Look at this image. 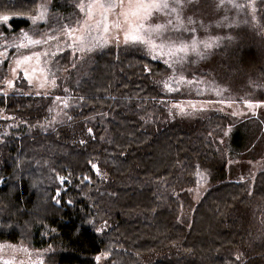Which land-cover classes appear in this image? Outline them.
I'll return each instance as SVG.
<instances>
[{
  "label": "trees",
  "instance_id": "16d2710c",
  "mask_svg": "<svg viewBox=\"0 0 264 264\" xmlns=\"http://www.w3.org/2000/svg\"><path fill=\"white\" fill-rule=\"evenodd\" d=\"M80 1L47 0L45 19L36 26L28 17L42 0H0V17H10L0 21V34L57 32L75 21ZM182 7L199 35L220 37L219 44L191 62L196 73L213 78L233 95L264 100V90L253 83L255 73L264 72V36L228 1L189 0ZM109 51L71 71L67 90L61 93L68 95L70 104L54 126L25 125L2 135L0 241L36 249L52 246L47 264H144L135 253L177 243L185 253L146 264H264V170L257 172L252 188L240 179L249 161L264 154V122L257 117L234 122L226 115L171 120L168 96L156 82L171 69L135 52ZM124 59L128 67H121ZM129 61L138 64L136 69ZM116 72L121 77L113 82ZM106 97L118 101L107 102ZM1 98L0 94V112L13 110L32 122L44 119L43 98ZM36 107L40 109L34 114ZM228 126L232 136L231 129L221 145L217 137ZM202 177L209 187L196 200L193 191ZM52 208L54 215L47 213ZM126 251L134 255L129 256L132 260L126 259Z\"/></svg>",
  "mask_w": 264,
  "mask_h": 264
},
{
  "label": "rangeland",
  "instance_id": "374dc122",
  "mask_svg": "<svg viewBox=\"0 0 264 264\" xmlns=\"http://www.w3.org/2000/svg\"><path fill=\"white\" fill-rule=\"evenodd\" d=\"M185 1L189 0H181V3L176 6V12L166 14L165 12L153 11L147 19L142 21L145 28L155 27L156 25L166 26V30L160 37H157L155 33L152 34L157 44H160L163 40L165 45H168L170 41L175 42L176 46L180 43L189 45L187 53L181 52L175 56L167 54V46L163 50H150L145 44L133 43L131 40L127 43L125 42V33L130 32V28L129 23L125 22L121 12L129 10L127 0H125L123 6H119L120 0H115L118 6L107 13V32L104 31L103 23L99 27L96 26L97 22L102 20L100 14L102 9L98 6L92 7L91 16L89 17L88 11L92 0H81L77 4L78 11L77 15L75 14V21L70 22V24H67L57 32L45 33L40 36L27 30L10 35L1 33L0 94H19L17 96H22L23 94L24 97L30 95L29 97L37 99L43 98L47 104V111L44 119L32 122L28 117L2 110L0 112V140L2 135L8 134L11 129H19L25 125L33 128L54 126L61 119L60 116H64L70 104L68 95L65 94V96L61 93L67 90L65 82L70 78L71 71L82 69L98 53L113 50L114 48L117 51L120 49L123 52H135L150 59L160 60L171 69L167 76L156 80L157 83L161 84V89L168 96L165 103L167 105L168 118L171 120L180 119L192 122L202 121L211 115H226L234 122L252 117H257V119L264 122V100H250L233 95L226 86L213 80V78L204 77L199 75L200 73H196L195 66L191 62L199 61L207 51L219 44L220 37L201 36L194 27L189 26V21L184 16V7H182ZM225 1L229 2V0ZM41 3L36 12L28 17L31 23L36 26L41 20L45 19L44 15L35 23L32 20L42 10L46 14L47 0H42ZM231 4L234 6L240 5L239 7L235 6L238 13H241L244 19L264 36L262 22L264 0H232ZM140 15H143V13H140ZM117 20L121 24L120 28L115 27ZM169 20L172 21L171 24L168 23ZM129 21L133 27L141 22L137 17L132 16H129ZM71 29H75L72 32V38L65 34ZM190 31L193 34L187 38L186 33ZM25 33L32 40H40L41 43L31 44L28 39L24 38ZM51 37H58V39H52ZM75 37H83V43L81 44L78 40L74 41L73 38ZM193 41L196 42L195 49L191 47ZM20 44L28 46L17 47ZM206 44H211V47H205ZM36 53L40 54L39 58L35 55ZM43 53L48 54L43 55ZM27 56H30L31 60L18 63V61H23L24 57ZM255 74L253 83L264 90V73L257 71ZM53 81L55 82L54 84L52 83ZM42 83L44 87L40 86ZM56 97H60V99L58 100ZM262 97H264V94H262ZM65 102L67 106H65ZM249 104L253 105V107H249ZM39 105L40 102L38 103ZM39 109L37 108L34 114ZM229 131L232 136V126H228L219 137L214 135L221 145L224 144L226 134ZM249 162L250 168L247 174L241 176L240 179L246 180L249 187L252 188L255 175L260 170H264V154H262L261 158L250 160ZM96 169L99 171L97 165ZM100 174L103 175L101 172ZM208 187L207 178L202 177L199 186L193 191L196 200L200 199ZM190 214H184L186 216L185 219H189ZM102 228H106L105 225H102ZM53 250L52 246L36 249L22 242L0 241V264H47L46 254ZM183 253H185L184 248L177 243L165 248L164 251L152 250L135 254L142 262L147 263L156 261L166 255L170 257L172 254H178L179 256Z\"/></svg>",
  "mask_w": 264,
  "mask_h": 264
},
{
  "label": "snow or ice",
  "instance_id": "6c2138e0",
  "mask_svg": "<svg viewBox=\"0 0 264 264\" xmlns=\"http://www.w3.org/2000/svg\"><path fill=\"white\" fill-rule=\"evenodd\" d=\"M231 2L232 0H229V3ZM180 3H181V0H127V5H128L129 10L121 12V15L124 16L125 18V22L129 23V28H130V32L125 33V42L127 43L129 42V40H131L133 43L145 44L149 47L150 50H156V49L163 50V48L167 46L168 47L167 54L172 55V56H175L177 53H181V52L187 53L188 48H189V45L187 44L180 43L178 46H176V43L171 42V41L169 42L168 45H165L163 43V40L161 41L160 44H157L155 42V39H153L152 34L155 33L157 37H160L163 34V32L166 30L165 25H156L155 27L145 28L144 23L142 22L143 20L147 19L153 11L165 12L166 14L171 13V12H176L177 11L176 6L179 5ZM124 4H125V0H120L119 6H123ZM96 6L102 9L100 13L102 20L98 21L96 26L99 27L100 24L103 23L104 31L107 32L108 31V26L106 23L107 13L112 11L118 5L115 3V0H92V4L89 6V11H88L89 17L91 16V8L96 7ZM235 6L239 7L240 5H235ZM82 10H83V6H82ZM140 13H143V15H140ZM44 15L45 13L42 10L39 13V15L32 18L33 23L41 19ZM129 16L137 17L138 20H140L141 22L135 24V26L133 27L132 23L129 21ZM9 19L10 17L7 15L0 17V21H4V22L8 21ZM168 23L171 24L172 21L169 20ZM115 27L117 28L121 27L119 20L115 22ZM73 31H75V29L68 30L65 34L69 35V37L72 38ZM132 33H135V34H132ZM24 38L28 39L29 42L33 45L41 43L40 40H32L30 37H28L27 33L24 34ZM51 38L58 39V37H51ZM73 40L74 41L78 40L80 41L81 44L83 43V37H75L73 38ZM27 46L28 45H25V44L17 45V47H27ZM191 47L193 49L196 48L195 41L192 42ZM205 47H211V44H206ZM47 54L48 53H43V55H47ZM35 55L37 56V58H39L40 56L39 53H36ZM29 60H31V57L27 56V57H24L23 61H18V63H24ZM52 83L54 84L55 82L53 81ZM40 86L44 87V84L42 83ZM56 99L59 100L60 97H56ZM65 106H67L66 102H65ZM249 107H253V105L249 104ZM89 132H91V129H89ZM93 167L95 168L96 166L93 165ZM61 179L63 180V178ZM97 259H99V257ZM237 259H239V257H237Z\"/></svg>",
  "mask_w": 264,
  "mask_h": 264
},
{
  "label": "bare ground",
  "instance_id": "6f19581e",
  "mask_svg": "<svg viewBox=\"0 0 264 264\" xmlns=\"http://www.w3.org/2000/svg\"><path fill=\"white\" fill-rule=\"evenodd\" d=\"M2 1L5 2V0H2ZM76 3H77V2H76ZM72 5H73V4H72ZM6 7H7V6H6ZM22 9L24 10L25 8H22ZM22 9H21V10H22ZM21 10H20V11H21ZM27 10H28V9H27ZM28 11H30V10H28ZM22 12H23V11H22ZM237 12H238V11H237ZM244 12H245V11H244ZM245 15H246V14H245ZM262 18H263V16H262ZM12 19H13V18H12ZM15 19H16V18H15ZM16 20H17V19H16ZM263 21H264V20H263ZM10 22H11V21H10ZM13 22H14V21H13ZM17 22H19V21L17 20ZM17 22H15V23H17ZM24 22H25V21H24ZM26 23H27V22H26ZM246 23H248V22H246ZM15 26H16V25H15ZM247 27H248V26H247ZM230 28H231V27H230ZM248 29H249V27H248ZM252 32L255 33L254 31H252ZM179 34H180V33H179ZM180 35H182V34H180ZM247 36H248V35H247ZM244 38L246 39L247 37L245 36ZM244 38L242 39L244 42H243V41H242V42L245 43V41H247V43H248V40H244ZM247 39L251 40V39L249 38V36H248ZM242 42H241V43H242ZM250 42H251V41H250ZM248 44H249V43H248ZM248 44H247V46H248ZM242 45H245V44H242ZM244 48H245V46H244ZM114 49H115V48H114ZM256 50H257V49H256ZM106 51H107V50H106ZM119 51H121V50L119 49ZM119 51H118V52H119ZM109 52H110V51H109ZM102 53H103V52H102ZM110 53H111V52H110ZM116 53H117V52H116ZM103 54H104V53H103ZM107 54H108V52L105 54V55L108 57ZM129 54H130V53H129ZM129 54H128V55H129ZM123 55H124V54H123ZM131 56H134V55H131ZM131 56H130V57H131ZM137 56H138V55H137ZM137 56H136V57H137ZM247 56H248V55H247ZM100 57H101V55H100ZM126 57H127L128 59H130L128 56H126ZM134 57H135V56H134ZM136 57H135V58H136ZM102 58H104V56H103ZM113 58H114V57H113ZM120 58H121V57H120ZM127 58H125V59H127ZM132 58H133V57H132ZM142 58H143V57H142ZM145 58H147V57H145ZM247 58H248V57H247ZM125 59L123 60V63L120 62V63H122L121 67H122V66H124V67H128V66L125 64V63L127 62L128 59H127V60H125ZM139 59H141V58L138 57V60H139ZM147 59H148V58H147ZM245 59H246V58H245ZM253 59H254V58H253ZM116 60H117V59H116ZM135 60H136V59H135ZM149 60H150V59H149ZM153 60H154V59H153ZM155 60H157V59H155ZM125 61H126V62H125ZM140 61H141V60H140ZM159 61H160V60H159ZM164 62H165V61H164ZM120 63H119V65H120ZM128 63H129V65L131 64V65L133 66L134 61H133L132 63H131V61H129ZM165 64H166V63H165ZM245 64H246V62H245ZM125 65H126V66H125ZM249 65H250V64H249ZM137 66H138V64H137V65L134 64L133 68L136 69ZM129 68H130V66H129ZM131 68H132V67H131ZM122 69H123V68H122ZM135 69L133 70L134 72H135ZM147 69H148V68H147ZM118 71H119V70H118ZM130 71H132V69H131ZM149 71H150V70H149ZM153 71L155 72L156 70H152V72H153ZM157 71L159 72V70H157ZM260 71H261V70H260ZM124 72H126L125 69H124ZM147 72H148V71H147ZM117 73H119V72H116V74H117ZM129 73H132V72H129ZM137 73H138V72H137ZM263 73H264V72H263ZM140 74H141V73H140ZM131 75H132V74H131ZM153 75H154V73H153ZM116 76H117V77H116ZM116 76H115V77H116V80L113 81V82H116V81H117V78H118L119 76L121 77V74L119 73V75H116ZM128 76H129V75H128ZM143 76H144V75H143ZM143 76H142V77H143ZM147 77H148V76H147ZM147 77H146V78H147ZM153 77H155V75H154ZM113 78H114V76H113ZM122 78H124V77H123V74H122ZM23 79H24V78H23ZM124 79H126V77H125ZM144 79H145V78H144ZM153 79H154V78H153ZM130 80H131V78H130ZM122 81L126 83L125 85H127V82H126V81H124V80L121 79V82H122ZM21 82H22V80H21ZM123 82H122V83H123ZM135 82L138 83L139 81L137 80V81H135ZM135 82H132V84H134ZM140 82H141V81H140ZM122 83H121V85L124 84V83H123V84H122ZM128 83H129V81H128ZM145 84H147V83H145ZM118 85H119V84H118ZM142 86L144 87V84H143ZM145 87H146V85H145ZM110 88H111V87H110ZM152 88H153V87H152ZM73 89H74V88H73ZM108 89H109V88H108ZM108 89H107V90H108ZM148 89H149V88H146V90H148ZM110 90H111V89H110ZM56 91H57V90H56ZM148 91H149V90H148ZM102 92H104V91H102ZM149 92H154V91H149ZM149 92H148V93H149ZM71 93H72V92H71ZM74 93H75V92H74ZM108 93L110 94L109 90H108ZM111 94H112V93H111ZM150 94H151V93H150ZM153 94H154V93H153ZM153 94H152V95H153ZM161 94H162V93H161ZM1 95H2V98H3V95H4V94H1ZM17 95H19V94H17ZM22 95H23V94H22ZM33 95H34V94H33ZM36 95H37V94H36ZM101 95H102V93H101ZM163 95H164V94H163ZM23 96H24V95H23ZM29 96H30V95H29ZM104 96H105V95H104ZM108 96H109V95H108ZM6 97H7V95H6ZM13 97H14V96H13ZM41 97H43V96L41 95ZM48 97H49V96H48ZM50 97H51V96H50ZM73 97H74V96H73ZM99 97H100V96H99ZM110 97H112V96H110ZM110 97H109V98L106 97V99H108V100H106L107 102L110 101L109 99H114V97H113V98H110ZM2 98H1V99H2ZM4 98H5V96H4ZM14 98H15V97H14ZM98 99H99V101L101 100L100 98H98ZM102 99H103V101H105V100H104L105 97H103ZM154 99H155V98H154ZM157 99H158V98H157ZM24 100H25V99H24ZM28 100H29V98H28ZM34 100H35V98H34ZM114 100L118 101L117 99H114ZM114 100H113V103L115 102ZM26 101H27V100H26ZM41 101H43V100H41ZM111 101H112V100H111ZM15 102H17V101H15ZM24 102H25V101H24ZM30 102H31V101H30ZM30 102L28 103V105L31 104ZM133 102L136 103L135 101H132V103H133ZM25 103H26V105H27V102H25ZM100 103H101V102H100ZM102 103H103V102H102ZM13 104H14V103H13ZM16 104H18V103H16ZM32 104H33V103H32ZM8 105H9V104H8ZM10 105H11V104H10ZM10 105H9V106H10ZM43 105H44V104H43ZM0 106H3V105H0ZM13 106H15V105H13ZM39 106H40V108H41V105H39ZM152 106L155 107L154 105H152ZM152 106H151V107H152ZM103 107H104V106H103ZM21 108H22V107H21ZM26 108L28 109V107H25V109H26ZM37 108H39V107H37ZM37 108H36V109H37ZM50 108H51V106H50ZM71 108H72V107H71ZM73 108H74V107H73ZM106 108H107V107H106ZM7 109H8V107H7ZM9 109H11V107H10ZM13 109H14V108H13ZM29 110H30V109H29ZM71 110H72V109H71ZM108 110H109V109H108ZM12 111H13V110H12ZM12 111H11V112H12ZM14 111H17V110L15 109ZM20 111H24V109H23V110H20ZM25 111H27V110H25ZM25 111H24V112H25ZM32 111H33V109L31 110V112H28V113H32ZM18 112H19V111H18ZM24 112H20V114H21V113H24ZM34 112H35V109H34L33 113H34ZM28 113H27V114H28ZM29 115H30V114H29ZM33 115H34V114H33ZM216 116H217V115H216ZM135 120H136V119H135ZM131 121H132V120H131ZM133 121H134V118H133ZM78 123H79V122H78ZM214 123H215V121H214ZM63 124L66 125L65 123H63ZM198 124H199V123H198ZM200 125H201V124H200ZM67 126H68V125H67ZM138 126H139L138 124H137V126H136L135 123H134V127H136L135 129H138V128H137ZM66 128H67V127H66ZM70 128H71V127H70ZM70 128H69V129H70ZM70 130H71V129H70ZM64 132H65V131H64ZM141 132H142V130H141ZM209 132H210V131H209ZM7 138H9V137H7ZM8 141H9V140H8ZM6 142H7V141H6ZM9 143H10V142H9ZM212 145H213V144H212ZM5 149H6V148H5ZM5 149H4V150H5ZM223 164H224V163H223ZM4 167H6V164H5ZM2 169H3V168H2ZM2 169H1V170H2ZM53 177H55V176H53ZM262 178H263V177H262ZM54 179H56V178H53V180H54ZM263 179H264V178H263ZM54 181H55V180H54ZM249 188H250V187H249ZM45 206L47 207L48 205H45ZM46 207H45V208H46ZM49 207H50V206H49ZM49 207H48V208H49ZM53 209H54V208H52V210L50 209V211H49V209H48V212H47V213L50 214V215H52V214L54 215V213H57V211H55V209H54V210H53ZM46 211H47V209H46ZM51 211L53 212L52 214H51ZM49 212H50V213H49ZM57 215L59 216L60 214L58 213ZM55 216H56V214H55ZM55 216H53V218H55ZM58 216H57V217H58ZM15 217H16V216H15ZM49 217H51V216H49ZM51 218H52V217H51ZM59 218H61V217L59 216ZM59 218H56V219H57L56 221H60ZM61 219H62V218H61ZM102 222H103V221H102ZM23 223H24V222H23ZM56 223H57V222H56ZM45 224H46V223L43 222V224H42L43 227H45V226H44ZM62 224H63V223H62ZM46 225H47V224H46ZM60 225H61V224H60ZM26 226H27V225H26ZM91 227H94V224H93V226L91 225ZM114 227H115V226H114ZM112 228H113V227H112ZM38 232H39V231H38ZM106 232L108 233V231H106ZM33 233H34V232H33ZM35 233H36V232H35ZM35 233H34V234H35ZM107 233L104 234V236H105V235H108ZM248 233H249V232H247V234H248ZM32 235H33V234H32ZM35 236H36V235H35ZM31 237H32V236H30L29 238H31ZM37 237H38V236H37ZM38 238H39V237H38ZM41 238H42V237H41ZM41 238H40V239H41ZM35 239H36V238H35ZM52 239H53V238H52ZM36 240H37V239H36ZM53 240H54V239H53ZM119 240H120V239H119ZM122 240H123V239H122ZM122 240H120L119 242H121ZM45 242H46V241H45ZM122 242H123V241H122ZM29 243H31V242L29 241ZM36 243H37V242H36ZM56 243H57V242H56ZM61 247H62V246H61ZM127 247H128V246H127ZM165 248H166V246H165ZM59 249H60V248H59ZM68 249H69V248H68ZM121 249H122V248H121ZM66 250H67V249H66ZM117 250H118V249H117ZM119 250H120V249H119ZM163 251H164V250H163ZM57 252H58V251H57ZM65 252H66V251H65ZM120 252H121V250H120ZM127 252H128V251H126V252L124 253V255L126 256V259H127V257H128V259L134 258V255L131 254V253L129 254V256H130V255H131V256L133 255V257L130 256L131 258H129V256H127ZM70 253H71V252H70ZM128 253H129V252H128ZM244 253H245V252H244ZM120 255H121L120 257L122 258V255H123L122 252L120 253ZM125 256H123V257H125ZM166 256H167V255H166ZM166 256H165V257H166ZM174 257H175V256L173 255L172 258H174ZM252 257H253V255H252ZM51 258H52V257H51ZM53 258H54V257H53ZM56 258H57V257H56ZM168 258H169V257H168ZM254 258L257 259L258 257H257V258L254 257ZM254 258L252 259V263H253V260H255ZM58 259H59V257H58ZM123 259H124V258H123ZM166 259H167V257H166ZM170 259H171V258H169V259H167V260H170ZM246 259H247V258H246ZM259 259H261V258H259ZM259 259H257V260L260 261ZM131 260H132V259H131ZM250 260H251V259H250ZM54 261H55V258H54ZM59 261H60V260H59ZM246 261H247V260H246ZM255 261H256V260H255ZM60 262H61V261H60ZM58 263H59V262H58ZM137 263H138V262H137ZM61 264H63V263H61ZM64 264H65V263H64ZM144 264H146V263H144ZM149 264H150V263H149ZM254 264H255V263H254ZM257 264H258V263H257ZM259 264H260V263H259Z\"/></svg>",
  "mask_w": 264,
  "mask_h": 264
}]
</instances>
